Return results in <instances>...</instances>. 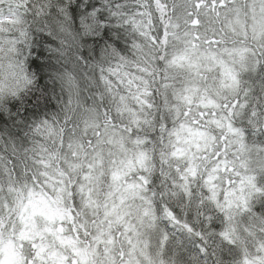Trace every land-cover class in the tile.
<instances>
[{"label": "clouds", "instance_id": "9594fccd", "mask_svg": "<svg viewBox=\"0 0 264 264\" xmlns=\"http://www.w3.org/2000/svg\"><path fill=\"white\" fill-rule=\"evenodd\" d=\"M105 2L0 0V264H264V0Z\"/></svg>", "mask_w": 264, "mask_h": 264}, {"label": "trees", "instance_id": "16d2710c", "mask_svg": "<svg viewBox=\"0 0 264 264\" xmlns=\"http://www.w3.org/2000/svg\"><path fill=\"white\" fill-rule=\"evenodd\" d=\"M63 2L64 7L55 9L57 14L63 17L58 23L64 24V21H67V25L81 30L82 36L89 41L90 48L95 47L97 41L102 47L104 43L118 40L119 25L110 14V3H106L105 0H63ZM41 27H37L34 32L31 51L33 52L32 60L41 66V72L45 74L42 79L44 82L51 57L48 48L54 41L51 32L48 29L41 30ZM30 114H35V111L25 108L23 115Z\"/></svg>", "mask_w": 264, "mask_h": 264}, {"label": "snow or ice", "instance_id": "6c2138e0", "mask_svg": "<svg viewBox=\"0 0 264 264\" xmlns=\"http://www.w3.org/2000/svg\"><path fill=\"white\" fill-rule=\"evenodd\" d=\"M216 2H217V0H209V3L212 4L213 6L215 5ZM219 2L221 4V6H222L223 5V0H219ZM200 7H201L200 0H196V3L193 5V8L199 9ZM192 23L193 24H198L199 20L195 16H193Z\"/></svg>", "mask_w": 264, "mask_h": 264}]
</instances>
